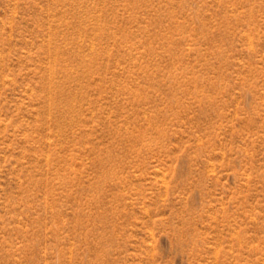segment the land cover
I'll use <instances>...</instances> for the list:
<instances>
[{
	"label": "rangeland",
	"instance_id": "374dc122",
	"mask_svg": "<svg viewBox=\"0 0 264 264\" xmlns=\"http://www.w3.org/2000/svg\"><path fill=\"white\" fill-rule=\"evenodd\" d=\"M0 264H264V0H0Z\"/></svg>",
	"mask_w": 264,
	"mask_h": 264
}]
</instances>
